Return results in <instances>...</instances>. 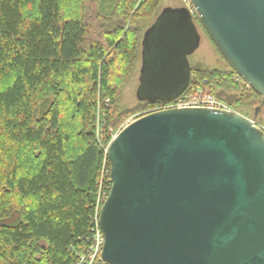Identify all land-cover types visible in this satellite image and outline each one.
Listing matches in <instances>:
<instances>
[{
	"label": "water",
	"instance_id": "1",
	"mask_svg": "<svg viewBox=\"0 0 264 264\" xmlns=\"http://www.w3.org/2000/svg\"><path fill=\"white\" fill-rule=\"evenodd\" d=\"M238 75L262 98L240 112L171 107L125 126L108 149L112 186L95 264H264V0H191ZM202 36L187 6L145 30L136 96L170 102L192 80Z\"/></svg>",
	"mask_w": 264,
	"mask_h": 264
},
{
	"label": "trees",
	"instance_id": "2",
	"mask_svg": "<svg viewBox=\"0 0 264 264\" xmlns=\"http://www.w3.org/2000/svg\"><path fill=\"white\" fill-rule=\"evenodd\" d=\"M162 8V0H116L109 13L99 0H0V264H77L86 255L105 163L99 104L117 127L122 115L175 102L115 108L141 59L146 21ZM195 22L205 30L197 16ZM238 76L232 67H192L182 96L204 80L213 93L242 82L238 102H261Z\"/></svg>",
	"mask_w": 264,
	"mask_h": 264
},
{
	"label": "rangeland",
	"instance_id": "3",
	"mask_svg": "<svg viewBox=\"0 0 264 264\" xmlns=\"http://www.w3.org/2000/svg\"><path fill=\"white\" fill-rule=\"evenodd\" d=\"M100 2V9L103 13H109L115 3L116 0H99ZM186 6L184 0H162V7L171 6ZM196 16V15H195ZM146 21V20H145ZM154 21L152 18L148 19L146 22L147 24H152ZM150 24V25H151ZM199 31L202 36L201 45L200 47L190 56L191 66L198 68V69H220L229 71L231 66L227 62V60L223 57V55L217 50V48L212 43V40L207 35V32L199 27ZM140 67H141V59H139L136 69L128 82L125 84L122 90L121 97L119 99L118 106L115 107L119 112H127L134 110L136 107L140 105V101L136 96L137 88L139 85V74H140ZM220 78L218 77L217 80ZM245 82V81H244ZM246 83V82H245ZM239 87H228L226 85L216 87L214 90L215 95L225 104L229 105L232 110L242 113L243 115L247 116L250 119H254L255 116V108L260 105V100L258 98L250 100L247 104L243 105L238 102L242 95V90L245 88L244 83H238ZM54 100V95H50L48 98L44 100V102L39 106V115H41L44 111H46L49 106L52 104ZM100 105V109H102V105ZM113 105V104H112ZM113 108V107H112ZM155 108H149L146 110H139L135 111L132 114L122 115L124 116L122 120L119 122L117 127L113 124L110 126L116 130L123 129L127 126L130 122L134 119L154 110ZM112 110V109H111ZM98 113V110H97ZM96 113V114H97ZM117 113V112H116ZM260 116L264 119V107L261 109L255 121L260 125L264 126V121H261ZM18 218V215L15 214L12 216L8 222H15ZM86 255L89 254V250L87 251Z\"/></svg>",
	"mask_w": 264,
	"mask_h": 264
},
{
	"label": "built area",
	"instance_id": "4",
	"mask_svg": "<svg viewBox=\"0 0 264 264\" xmlns=\"http://www.w3.org/2000/svg\"><path fill=\"white\" fill-rule=\"evenodd\" d=\"M186 6L190 9L193 15H196V10L191 2V0H184ZM240 76L236 77V80H240ZM242 79V78H241ZM208 80H204L202 86L194 88L186 97H179L175 100L174 103L168 105H162L155 108L152 111L171 108V107H205L210 109H224L232 110V108L222 102L216 95L213 93L212 88L208 86ZM110 98L104 99V104L106 107L110 106ZM110 108V107H109ZM150 111V112H152ZM149 113V112H148ZM147 114V113H146ZM106 113L103 109L98 110L96 117V132L97 139L104 150L105 153V163L101 172V176L98 180L99 183V192L97 196V213L94 218V227L92 231V244L89 247L90 255H81L77 264H95L101 256L103 244H104V233L100 225V211L101 207L108 196L106 190L108 183L112 185L111 176H110V161L108 159V149L111 141L119 134L122 129L116 130L111 127L105 118ZM137 119V118H136ZM135 120V119H134ZM254 123L258 125L261 129L264 130V126L260 125L254 120ZM109 194V193H108Z\"/></svg>",
	"mask_w": 264,
	"mask_h": 264
}]
</instances>
